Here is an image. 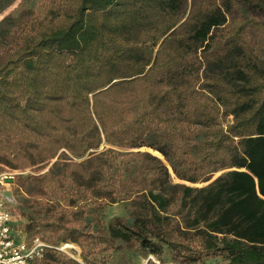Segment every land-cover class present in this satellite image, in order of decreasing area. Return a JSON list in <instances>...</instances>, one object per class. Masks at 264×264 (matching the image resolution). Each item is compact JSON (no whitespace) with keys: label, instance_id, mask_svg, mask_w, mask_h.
Listing matches in <instances>:
<instances>
[{"label":"trees","instance_id":"1","mask_svg":"<svg viewBox=\"0 0 264 264\" xmlns=\"http://www.w3.org/2000/svg\"><path fill=\"white\" fill-rule=\"evenodd\" d=\"M185 2L38 0L0 52V164L35 174L46 212L25 228L48 246L35 264H108L116 241L160 264H264V0ZM117 203L131 226L88 228Z\"/></svg>","mask_w":264,"mask_h":264},{"label":"rangeland","instance_id":"2","mask_svg":"<svg viewBox=\"0 0 264 264\" xmlns=\"http://www.w3.org/2000/svg\"><path fill=\"white\" fill-rule=\"evenodd\" d=\"M11 1H13L12 4L7 7V4ZM38 4V0H0V52L11 49L12 44L10 38L20 35L25 30L27 24L31 25L30 20L35 21L40 17ZM191 5L192 0H186L182 10L184 15L188 13ZM26 22L28 23L26 24ZM259 59L261 61L262 57ZM228 122L230 123L231 120L228 119ZM142 150L156 155L150 150ZM0 169H2L0 176H5L7 178L5 184H10L9 186L3 187L11 201V203L6 205L15 216L18 223V230L24 234L25 240L27 241L32 233L26 232V225L32 221H39L46 218L45 210L35 205L30 200V195L34 193L36 184L28 177L35 174L30 170L22 172L14 171L3 164H0ZM170 182L171 184H183L190 188H200L206 185H192L176 179L172 174ZM115 219H119L125 225L131 226L133 219L127 210L126 204L117 203L103 208L91 209L85 215L84 222L87 224L88 228L94 232H97L99 229L98 227H100V231L108 238H111L110 226ZM63 238L64 235L60 234L59 239L61 240ZM63 245L62 242H59L58 246L67 257L81 262V251L78 246L77 248H66V245ZM115 246L116 248L114 250L103 248L100 250V256L103 257L108 264H155L154 261L156 260L148 256L146 251L137 247L133 250H127L122 247L119 241H116ZM163 259L167 264H182L167 251H165ZM220 263L221 259H209L204 262V264Z\"/></svg>","mask_w":264,"mask_h":264},{"label":"built area","instance_id":"3","mask_svg":"<svg viewBox=\"0 0 264 264\" xmlns=\"http://www.w3.org/2000/svg\"><path fill=\"white\" fill-rule=\"evenodd\" d=\"M6 179L5 176H0V264H35L43 257L44 249L48 246L38 238H34L29 244L24 234L18 230L16 218L6 205L11 203L3 189L10 185L5 184ZM154 263L160 264L157 261Z\"/></svg>","mask_w":264,"mask_h":264},{"label":"bare ground","instance_id":"4","mask_svg":"<svg viewBox=\"0 0 264 264\" xmlns=\"http://www.w3.org/2000/svg\"><path fill=\"white\" fill-rule=\"evenodd\" d=\"M65 247H66V248H72V247H76V248H77V246H74V245H71V244H68V245H66Z\"/></svg>","mask_w":264,"mask_h":264},{"label":"water","instance_id":"5","mask_svg":"<svg viewBox=\"0 0 264 264\" xmlns=\"http://www.w3.org/2000/svg\"><path fill=\"white\" fill-rule=\"evenodd\" d=\"M158 158H160V157H158ZM160 159H162V157ZM213 180H214V178L211 181H209L206 185H208L209 183H211Z\"/></svg>","mask_w":264,"mask_h":264},{"label":"crops","instance_id":"6","mask_svg":"<svg viewBox=\"0 0 264 264\" xmlns=\"http://www.w3.org/2000/svg\"><path fill=\"white\" fill-rule=\"evenodd\" d=\"M215 259H217V260H218V259H220V258H215ZM206 261H207V260H206Z\"/></svg>","mask_w":264,"mask_h":264}]
</instances>
